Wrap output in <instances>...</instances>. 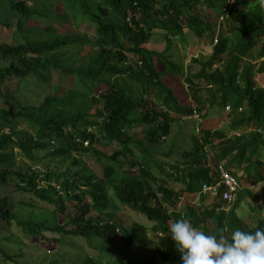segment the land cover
Here are the masks:
<instances>
[{
  "label": "trees",
  "instance_id": "obj_1",
  "mask_svg": "<svg viewBox=\"0 0 264 264\" xmlns=\"http://www.w3.org/2000/svg\"><path fill=\"white\" fill-rule=\"evenodd\" d=\"M227 2L0 0V264H181L177 219L207 234L264 227L258 203L250 220L238 212L264 181V85L252 63L264 76V0ZM202 6L233 17L207 59L150 47L184 33L212 44L220 22ZM215 105L225 112L208 116ZM195 114L183 149L182 125L172 127ZM219 165L238 182L230 203L223 185L204 191ZM13 225L35 256L3 246Z\"/></svg>",
  "mask_w": 264,
  "mask_h": 264
},
{
  "label": "rangeland",
  "instance_id": "obj_2",
  "mask_svg": "<svg viewBox=\"0 0 264 264\" xmlns=\"http://www.w3.org/2000/svg\"><path fill=\"white\" fill-rule=\"evenodd\" d=\"M232 3H235L236 0H228L227 4H231ZM240 8H242L243 6L242 5H239ZM204 11H206L208 17L210 20L212 21H220V24H219V29H218V38H220L221 34H224V33H231V29L233 28V17L229 18L226 22V20H223L224 18L222 17H219V18H216V16L213 14V11L211 10V8H207L205 6H202ZM218 28V27H217ZM7 40V39H6ZM158 42V41H157ZM157 42H155L156 44H150V47L152 48H155V49H159V50H162L164 48V46H166L167 44H170L172 49L175 51V55H180V58L184 61L185 64H189L190 62V59L192 57H195L197 56L198 54H201L203 56L204 59H207L209 57V54L211 52V46L209 44L210 42V36L209 35H205V37L202 39V38H192L190 35H186V33L183 34V37H177L176 39H172V40H167L166 42L164 43H161V44H158ZM226 56L221 57V60H225ZM261 62V59L259 61H253L252 63L254 64L255 66V70H256V81L257 83H259V85L263 86L264 85V76L261 72H259L257 70L258 66H259V63ZM196 83L198 84H204L205 82L203 80H195ZM174 84H180V88L181 89H185L188 87V83L187 82H183V81H175ZM189 92V90L187 91ZM203 94H207V92H204L203 91ZM189 99L188 100H192L190 99V95H188ZM189 101V102H190ZM208 112H209V115L208 116H219L221 114H223L225 111L224 109L222 108V106L220 107L219 105H215V107H211V108H208ZM200 117H198L197 115H193V117L191 119H185V122H179L175 125H173L172 127V131H176L177 128H179V125H182V128H180L183 132H185V135H182L180 134V137H179V141L182 145V148L185 149L186 147L189 146V137H190V134L189 133H192L193 131L195 132H198V127L196 124H194V122H199V119ZM229 117H227L222 123L221 125L219 126V128L223 129V130H227V123L229 122ZM195 126V127H194ZM228 134H232V132L228 131ZM16 150V149H15ZM264 152V149L262 150ZM88 163V164H87ZM86 164L87 165H90V166H93L95 170L98 169V166L96 165H93L92 161H88ZM74 168V165L72 164V161L71 159H69L68 161H65L63 162V165H62V169H65V168ZM253 192H254V195L255 197H247L245 198L242 203H241V206H239L238 208V212L241 216H243L246 220H250L251 217L248 216L249 212L251 213L252 212V206L254 205V203H258V209L253 211L252 214H255L256 215H259L262 217H264V181H261V183H258L257 185H255L253 188H252ZM15 196L16 195H13V199H15ZM19 198V195L16 196V202H17V199ZM255 206V205H254ZM253 206V207H254ZM24 210L25 208H23L19 214L21 216L23 215H26V213H24ZM18 212V210H17ZM134 218L136 219H139L141 220L145 225L147 226H151L153 224V222L151 221H148L146 219H144L143 217L141 216H133ZM12 232L16 233L18 236L12 234V238L16 239V240H12L11 242L12 243H3V246L9 250L10 253H17L19 252V245L20 243L24 245V249L23 251L27 254H31V256H35L36 254V251H34V249H30V247L32 248L34 246V244L27 238L25 237L22 232H20L16 226L13 225L12 229H11ZM2 232H5L7 233L8 232V229L6 230H3ZM150 232V231H149ZM79 246V245H77ZM23 248V247H22ZM65 248H67V245H62L60 247V250L61 252L64 254L65 252ZM73 248H71L69 246V248L67 249L66 251V254H68V258L69 260H71V254ZM141 253H146L148 252V250H142L140 251ZM76 254V252H75ZM80 258V256H79ZM79 258L77 261H79ZM181 261V260H180ZM2 263V261H0ZM9 264H14L13 262H10Z\"/></svg>",
  "mask_w": 264,
  "mask_h": 264
},
{
  "label": "clouds",
  "instance_id": "obj_3",
  "mask_svg": "<svg viewBox=\"0 0 264 264\" xmlns=\"http://www.w3.org/2000/svg\"><path fill=\"white\" fill-rule=\"evenodd\" d=\"M218 29L211 48L217 42ZM169 231L181 253V264H264V227L254 231L235 228L229 235L220 228L216 234H207L181 218L169 225Z\"/></svg>",
  "mask_w": 264,
  "mask_h": 264
},
{
  "label": "built area",
  "instance_id": "obj_4",
  "mask_svg": "<svg viewBox=\"0 0 264 264\" xmlns=\"http://www.w3.org/2000/svg\"><path fill=\"white\" fill-rule=\"evenodd\" d=\"M220 180L214 185H208L204 188V191L208 190L214 195L218 193L219 186H224V191L222 193V198L227 202H232L235 198V192L238 189V182L234 175L227 172L222 165H219Z\"/></svg>",
  "mask_w": 264,
  "mask_h": 264
}]
</instances>
